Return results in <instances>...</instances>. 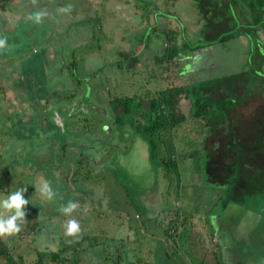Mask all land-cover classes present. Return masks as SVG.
<instances>
[{
    "label": "rangeland",
    "instance_id": "rangeland-1",
    "mask_svg": "<svg viewBox=\"0 0 264 264\" xmlns=\"http://www.w3.org/2000/svg\"><path fill=\"white\" fill-rule=\"evenodd\" d=\"M200 1L0 0V36L8 42L0 50V174L11 182L0 198L25 188L29 200L21 231L1 236L14 263L36 264L42 256L43 264H54L50 254L59 252L66 264L79 257L80 264H127L136 254L135 238V256L148 253L147 240L157 248L158 240L165 239V216L186 213L189 223L192 215L196 222L205 221L197 214L207 215L212 204L226 199L227 190L218 197L196 175L204 174L210 161L204 149L210 130L205 126L217 121L215 115L229 124L223 106L204 98L208 94L199 92L195 98L208 100L211 108L196 106L193 97L180 100L187 119L156 134L153 149L111 117L116 99L147 101L180 85L191 93L216 77L226 79L224 86L235 87L239 80L250 92L264 89L252 78V65L247 66L249 52L254 54L247 38L234 37L195 60L187 54L209 45V33L230 34L240 27L237 20L253 22L254 13L256 18L262 15L264 0H238L245 16L231 12L235 0H218L202 15L210 8H200ZM41 12L45 15L37 23L33 17ZM244 22L239 31L254 42L255 30ZM256 25L264 40V18ZM174 52L181 55L166 57ZM213 63L219 66L209 68ZM227 93L219 90L218 98ZM233 100L226 102L230 108ZM140 109L147 110L148 103ZM195 109L201 118L193 116ZM235 149L245 153L244 148ZM261 152L255 151L257 160H263ZM243 154L234 165L237 172L254 168ZM42 180L51 182L54 199L38 190ZM259 196L245 197L252 210L264 207V192ZM69 201L78 204L70 215L61 211ZM259 213H250L241 229L254 232L257 221L264 220V212L261 217ZM0 214L11 213L0 209ZM71 219L80 227L69 236L65 226ZM206 232L210 235V228ZM187 234L183 254L191 252L198 236L192 230ZM174 250L173 259L179 253ZM0 264H5L1 258Z\"/></svg>",
    "mask_w": 264,
    "mask_h": 264
},
{
    "label": "crops",
    "instance_id": "crops-1",
    "mask_svg": "<svg viewBox=\"0 0 264 264\" xmlns=\"http://www.w3.org/2000/svg\"><path fill=\"white\" fill-rule=\"evenodd\" d=\"M217 1L218 0L200 1L198 3L200 4V8L202 7L201 5L205 4L210 8L204 9V11L202 10V15H207L212 11V5L217 4ZM222 1L224 2V0ZM234 2L235 10L231 7V12L233 13L235 11L236 13L237 11L238 14L244 13L245 16L247 12L242 10L240 6H237L240 2L238 0ZM261 13L262 15L258 18H256L257 13L253 14L251 18L253 22L249 23V21H243L249 24V28L255 30L256 37L254 42L248 38L250 36L249 34L239 31L243 22L237 20L238 25L236 26L240 25V27L237 28L238 30L236 29V31H232L230 34L225 35H222L220 32H217V34H207L206 38L212 39V42L206 46H197L196 48L190 49L187 53L189 54L188 57L195 60L199 55L207 53L206 51L209 49L210 53H212L217 46L229 42L232 39L238 38L246 42L247 40L245 38H247L250 45H252V47L254 46V54L249 52L251 57L247 62V66L252 65L251 67L254 69L252 78L263 85L264 73L261 71L264 69V40L261 35L262 40L260 39L257 33L259 32L257 31L258 26L256 25V21L264 18V9H262ZM240 18H242V15ZM203 22H205V16L200 19V25H202ZM205 26L208 28L207 23ZM261 31L264 33V29ZM185 47L186 45H183L182 49ZM179 49L181 48L179 47ZM179 56L176 53L173 60L177 59ZM254 65H256L257 68L253 67ZM217 66L214 64L210 65L209 68H215ZM194 71L199 74L196 69ZM200 73H202V70ZM183 76L182 78H184ZM230 77L232 76H229V78ZM236 79H238V77H236ZM225 80L226 79L221 80V78L216 77L214 79L212 78L211 81L201 82L198 88L193 87L191 90L192 94L185 85H180L181 87L179 88L187 89V93L180 95L179 99H191L193 97L192 99L194 100L196 99L197 93L201 92L208 94V96H204L205 99L208 98L212 102L214 101L217 106L220 104L219 107L223 105L222 111L225 113L224 115H226L229 124L226 123V127V125H223L217 118V115H215L217 121H211L205 126L206 129L210 130V139L206 138L204 140L205 143H207L204 149L209 150L207 158L210 159V161L207 162V170L204 174L199 173L196 175H199L200 180L204 182L201 183V186H205L204 189H208L209 192L215 193L218 197H220L221 192L227 190L226 199L221 205L217 206L212 204L209 207V211L205 210V212H209L207 215L197 214L198 216H202L205 221L196 222V216L192 215L193 218L191 219L193 220L189 223V217H186V213L179 214L173 212L165 216L166 221L161 224L164 229L165 239L162 241L158 240L159 243L157 248L154 247L153 242L147 240L146 248L148 249V253H146V255L141 253L135 256L138 253L137 247L139 245L138 238H135L133 243L135 244L134 248L136 254L128 258L127 264H264V220L260 222L257 221L258 223L254 226V232L249 231V229L245 231L241 229V227L243 226L244 228V224L247 223L250 213L260 212L258 215L261 217V213L264 212V207L262 206L260 209L255 208L252 210L245 198L247 196L252 197L253 195L258 198L260 197L259 195L264 192V184L262 185L261 181L264 180V152L260 150L262 149L264 151V89L260 90L257 86L258 88L250 92L246 87L242 86L239 80L233 82L238 84L235 87L228 84L224 86L223 82ZM219 90L223 93H227V95L218 98ZM229 92L235 97H233V95L230 96ZM201 99L202 97L196 99V106L199 105L198 107H200L203 103V99ZM220 99H226V101ZM230 99H234V102H232L234 106L232 108L229 107V102L226 103ZM178 108L183 116H185L180 102L178 103ZM196 110L198 111V109H195L193 116L196 115ZM210 111L213 112L212 109ZM202 116L203 114L195 117L201 118ZM185 117L187 119V116ZM235 148H244L243 150L245 153L243 154L241 151H236L235 153ZM213 150L214 152L211 154ZM255 151L263 153V160H260L261 157L257 160L258 156ZM241 154H243V158L245 160L247 159L249 164L254 166L253 169H247L244 170V172H237L233 169L234 165L241 157ZM257 176L260 177L259 180ZM254 180H258V182H254ZM251 186H254V188ZM241 188H244L243 193H239V189ZM203 224H205L206 227L203 226ZM165 225H167V229L164 227ZM208 228H210V235L206 232ZM191 230L198 236L195 235V240L190 244L191 252L183 254L182 247L185 245V241L189 235L187 233L191 232ZM205 236H207V238ZM197 241L198 243H196ZM172 248L179 250L177 258H172L174 256ZM123 261L122 259V262Z\"/></svg>",
    "mask_w": 264,
    "mask_h": 264
},
{
    "label": "trees",
    "instance_id": "trees-1",
    "mask_svg": "<svg viewBox=\"0 0 264 264\" xmlns=\"http://www.w3.org/2000/svg\"><path fill=\"white\" fill-rule=\"evenodd\" d=\"M175 54L176 52L170 53V55L166 57L174 59ZM183 93L186 94L187 89L177 88L175 90L160 91L151 99L148 98L149 100L147 101H142L141 99L133 97L119 98L112 102L114 111L111 117L116 125L130 127V130L125 128L124 131H134L148 142L150 149H153V146L156 145L154 141V136L156 134L165 131L169 127L175 128L186 120V117L183 116L178 108V103L180 102L179 97ZM144 102L148 103L147 110L140 109ZM208 103L209 101L207 100L206 103L203 102L200 107L211 108ZM119 110H122V113H120ZM201 114L200 110H198L195 116H200ZM154 155L156 156V154ZM8 177L7 174H0V192L6 194L11 184L10 178ZM164 227L167 229V225ZM50 257L54 264H66V260L62 258L59 252H52ZM0 258L4 260L5 264H19L14 263L15 259L11 254L10 248L1 236ZM40 258L41 259L36 264H43L42 256H40ZM82 260L83 259L79 257L74 264H80ZM21 264H24V262L22 261Z\"/></svg>",
    "mask_w": 264,
    "mask_h": 264
},
{
    "label": "clouds",
    "instance_id": "clouds-1",
    "mask_svg": "<svg viewBox=\"0 0 264 264\" xmlns=\"http://www.w3.org/2000/svg\"><path fill=\"white\" fill-rule=\"evenodd\" d=\"M62 10L67 11V9ZM44 15L45 14L42 12L37 13L33 18L35 22L39 23ZM7 43V38L0 36V50H6ZM38 190L49 200L54 199L56 196L50 181L42 180ZM26 191L27 189L20 188L11 192L6 197L0 198V209L11 213L9 215L0 214V236L12 235L21 231L20 225L25 220V209L29 204V200L25 198ZM77 207V202L69 201L67 205L61 207V211L70 215ZM65 227L67 235L72 236L79 231L80 226L77 220L71 219L67 222Z\"/></svg>",
    "mask_w": 264,
    "mask_h": 264
}]
</instances>
